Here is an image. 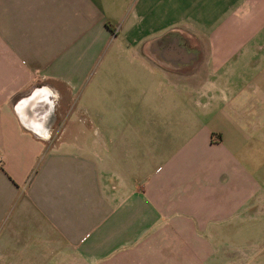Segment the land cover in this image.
Returning <instances> with one entry per match:
<instances>
[{
  "label": "crops",
  "instance_id": "crops-1",
  "mask_svg": "<svg viewBox=\"0 0 264 264\" xmlns=\"http://www.w3.org/2000/svg\"><path fill=\"white\" fill-rule=\"evenodd\" d=\"M215 258L264 264V0H0V264Z\"/></svg>",
  "mask_w": 264,
  "mask_h": 264
},
{
  "label": "rangeland",
  "instance_id": "rangeland-1",
  "mask_svg": "<svg viewBox=\"0 0 264 264\" xmlns=\"http://www.w3.org/2000/svg\"><path fill=\"white\" fill-rule=\"evenodd\" d=\"M233 260H237V259H232V258H229V259H221V258H215L213 260H211V264H234ZM245 260V261H244ZM242 262V264H248L249 262V259H244ZM238 264V263H237Z\"/></svg>",
  "mask_w": 264,
  "mask_h": 264
}]
</instances>
